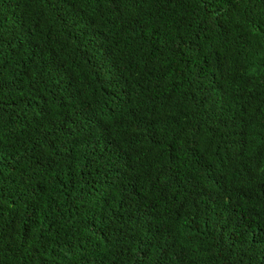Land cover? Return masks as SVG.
<instances>
[{"label": "trees", "instance_id": "1", "mask_svg": "<svg viewBox=\"0 0 264 264\" xmlns=\"http://www.w3.org/2000/svg\"><path fill=\"white\" fill-rule=\"evenodd\" d=\"M0 264H264V0H0Z\"/></svg>", "mask_w": 264, "mask_h": 264}]
</instances>
